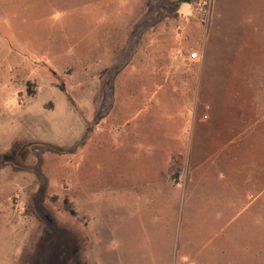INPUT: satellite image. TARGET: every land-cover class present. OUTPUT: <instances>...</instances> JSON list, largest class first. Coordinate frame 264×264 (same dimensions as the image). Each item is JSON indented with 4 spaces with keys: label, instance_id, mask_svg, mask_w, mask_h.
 I'll return each instance as SVG.
<instances>
[{
    "label": "rangeland",
    "instance_id": "rangeland-1",
    "mask_svg": "<svg viewBox=\"0 0 264 264\" xmlns=\"http://www.w3.org/2000/svg\"><path fill=\"white\" fill-rule=\"evenodd\" d=\"M233 132H264V0H0V264L56 229L87 264L162 262L210 220L164 181ZM223 243L200 264H264Z\"/></svg>",
    "mask_w": 264,
    "mask_h": 264
},
{
    "label": "crops",
    "instance_id": "crops-1",
    "mask_svg": "<svg viewBox=\"0 0 264 264\" xmlns=\"http://www.w3.org/2000/svg\"><path fill=\"white\" fill-rule=\"evenodd\" d=\"M233 133L223 139L220 135L218 140H214L217 142L212 145L209 162L203 166L209 172L199 176L201 165L195 158L179 159L183 173L178 184L173 187L164 181L165 193L170 199L185 197V212L190 206L189 218L203 216V212L209 211L210 220L208 224L202 221L198 227H191L189 231L195 232L181 245L173 244L171 239L166 248L167 258L162 262L156 259L154 264H200L203 249L211 245L214 257L227 258L223 242H234L233 249L238 250L240 258L244 251L264 249V132ZM199 202L209 209L197 213ZM237 208L242 209L233 216L232 210ZM247 212L249 221H240L247 217ZM206 227L211 232L215 231L216 236L200 246L196 233ZM166 249L163 253L167 252Z\"/></svg>",
    "mask_w": 264,
    "mask_h": 264
},
{
    "label": "flooded vegetation",
    "instance_id": "flooded-vegetation-1",
    "mask_svg": "<svg viewBox=\"0 0 264 264\" xmlns=\"http://www.w3.org/2000/svg\"><path fill=\"white\" fill-rule=\"evenodd\" d=\"M34 249L30 264H87L79 242L57 229L49 240L37 243Z\"/></svg>",
    "mask_w": 264,
    "mask_h": 264
},
{
    "label": "built area",
    "instance_id": "built-area-1",
    "mask_svg": "<svg viewBox=\"0 0 264 264\" xmlns=\"http://www.w3.org/2000/svg\"><path fill=\"white\" fill-rule=\"evenodd\" d=\"M189 59H190V61L196 63V62H200L201 61V56H199L198 53H192V54H190Z\"/></svg>",
    "mask_w": 264,
    "mask_h": 264
}]
</instances>
